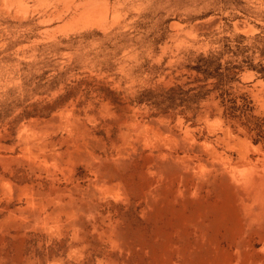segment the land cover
Instances as JSON below:
<instances>
[{
    "label": "rangeland",
    "instance_id": "1",
    "mask_svg": "<svg viewBox=\"0 0 264 264\" xmlns=\"http://www.w3.org/2000/svg\"><path fill=\"white\" fill-rule=\"evenodd\" d=\"M0 264H264V0H0Z\"/></svg>",
    "mask_w": 264,
    "mask_h": 264
},
{
    "label": "trees",
    "instance_id": "2",
    "mask_svg": "<svg viewBox=\"0 0 264 264\" xmlns=\"http://www.w3.org/2000/svg\"><path fill=\"white\" fill-rule=\"evenodd\" d=\"M199 69V67H197ZM215 72H217V69H214ZM205 73V75H211V71L209 70V68L206 67V69L203 71ZM174 88H170V91H173ZM195 96H198V94H196Z\"/></svg>",
    "mask_w": 264,
    "mask_h": 264
}]
</instances>
